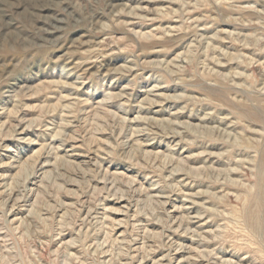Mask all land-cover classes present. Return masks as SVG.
Segmentation results:
<instances>
[{
	"label": "rangeland",
	"instance_id": "obj_1",
	"mask_svg": "<svg viewBox=\"0 0 264 264\" xmlns=\"http://www.w3.org/2000/svg\"><path fill=\"white\" fill-rule=\"evenodd\" d=\"M0 264H264V0H0Z\"/></svg>",
	"mask_w": 264,
	"mask_h": 264
}]
</instances>
